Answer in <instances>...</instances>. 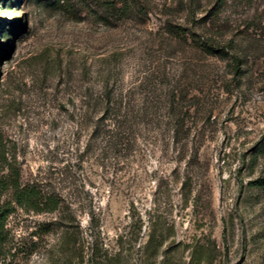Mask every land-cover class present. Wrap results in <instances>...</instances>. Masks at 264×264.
<instances>
[{
  "label": "rangeland",
  "instance_id": "1",
  "mask_svg": "<svg viewBox=\"0 0 264 264\" xmlns=\"http://www.w3.org/2000/svg\"><path fill=\"white\" fill-rule=\"evenodd\" d=\"M105 2L0 0V264H264V187L252 183L264 177V0H131L121 18ZM168 21L224 51L196 48ZM108 77L186 89L182 162L159 141L114 182L91 162L76 183L62 173L72 100ZM16 172L79 191L96 223L90 207L63 228L16 206Z\"/></svg>",
  "mask_w": 264,
  "mask_h": 264
},
{
  "label": "trees",
  "instance_id": "2",
  "mask_svg": "<svg viewBox=\"0 0 264 264\" xmlns=\"http://www.w3.org/2000/svg\"><path fill=\"white\" fill-rule=\"evenodd\" d=\"M105 1L108 11L126 15L119 18L128 17L131 0ZM166 29L205 52L224 51L225 46L211 33L200 34L189 26L171 21L167 22ZM234 63L238 64L236 57ZM82 90L84 94L72 100L73 110L69 112L73 140L70 152L73 155L65 159L68 162L62 172L70 175L72 183H76V169L86 162L103 168L114 182L121 170L134 162L143 145H156L159 141H164L166 148L172 145L177 162L184 160V133L187 137L191 133V128L184 132V123L191 107L184 106L188 93L179 83L158 85L146 78L142 84L124 86L111 82L108 77L98 88L87 86ZM252 183L262 188L264 177ZM6 186L11 189L16 206L25 211L52 215L48 222L51 226L70 228L79 223L75 212L86 207H90L93 213L91 224L96 223L93 202L83 198L79 191H64L48 179L23 183L19 172L7 180ZM181 189L184 192V180ZM9 212V208L0 209V239L6 235L4 230ZM100 251L93 246L92 258H97Z\"/></svg>",
  "mask_w": 264,
  "mask_h": 264
}]
</instances>
